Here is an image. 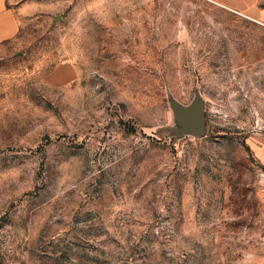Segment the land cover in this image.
<instances>
[{
	"label": "rangeland",
	"instance_id": "rangeland-1",
	"mask_svg": "<svg viewBox=\"0 0 264 264\" xmlns=\"http://www.w3.org/2000/svg\"><path fill=\"white\" fill-rule=\"evenodd\" d=\"M0 264H264V0H10Z\"/></svg>",
	"mask_w": 264,
	"mask_h": 264
},
{
	"label": "crops",
	"instance_id": "crops-1",
	"mask_svg": "<svg viewBox=\"0 0 264 264\" xmlns=\"http://www.w3.org/2000/svg\"><path fill=\"white\" fill-rule=\"evenodd\" d=\"M223 6L233 7L239 0H213ZM21 30L19 11L10 0H0V44L15 39Z\"/></svg>",
	"mask_w": 264,
	"mask_h": 264
}]
</instances>
